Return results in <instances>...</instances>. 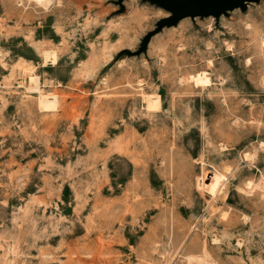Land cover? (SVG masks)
<instances>
[{
    "label": "rangeland",
    "instance_id": "374dc122",
    "mask_svg": "<svg viewBox=\"0 0 264 264\" xmlns=\"http://www.w3.org/2000/svg\"><path fill=\"white\" fill-rule=\"evenodd\" d=\"M45 5L0 0V264H264V0L139 55L154 1Z\"/></svg>",
    "mask_w": 264,
    "mask_h": 264
},
{
    "label": "water",
    "instance_id": "95a60500",
    "mask_svg": "<svg viewBox=\"0 0 264 264\" xmlns=\"http://www.w3.org/2000/svg\"><path fill=\"white\" fill-rule=\"evenodd\" d=\"M123 0H119L121 3ZM168 11L165 16L157 21L155 27L147 32L142 39L140 48L135 51L139 55L147 50L151 38L165 27L177 25L185 17H220L226 12L240 8L244 10L248 3L260 0H152Z\"/></svg>",
    "mask_w": 264,
    "mask_h": 264
},
{
    "label": "bare ground",
    "instance_id": "6f19581e",
    "mask_svg": "<svg viewBox=\"0 0 264 264\" xmlns=\"http://www.w3.org/2000/svg\"><path fill=\"white\" fill-rule=\"evenodd\" d=\"M37 3L41 4V5H45L46 3H48V0H35ZM46 6V5H45ZM168 16V15H167ZM246 27L249 26V24L245 25ZM260 49H264V39L262 38L259 44ZM46 59L48 58L51 61H55V55L52 53H48L46 54V56H44ZM45 59V60H46ZM192 80H195V82L199 85L205 86L208 85L210 83L209 77L204 73L202 76L201 75H197L196 77H191ZM32 80H36V77L34 76L32 78Z\"/></svg>",
    "mask_w": 264,
    "mask_h": 264
}]
</instances>
